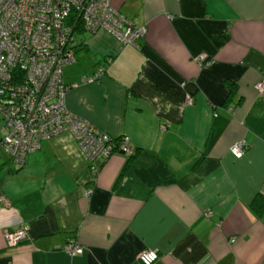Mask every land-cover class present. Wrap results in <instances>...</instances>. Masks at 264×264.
<instances>
[{
	"label": "crops",
	"instance_id": "0c3cea01",
	"mask_svg": "<svg viewBox=\"0 0 264 264\" xmlns=\"http://www.w3.org/2000/svg\"><path fill=\"white\" fill-rule=\"evenodd\" d=\"M113 2L147 33L76 32L67 105L135 155L90 160L67 130L22 165L0 148V264H144V248L152 264H264V0ZM22 223L28 237L9 244Z\"/></svg>",
	"mask_w": 264,
	"mask_h": 264
},
{
	"label": "built area",
	"instance_id": "2783aa9c",
	"mask_svg": "<svg viewBox=\"0 0 264 264\" xmlns=\"http://www.w3.org/2000/svg\"><path fill=\"white\" fill-rule=\"evenodd\" d=\"M79 24L91 32L107 30L123 44H136L147 33L145 24L124 15L113 0H0V109L5 119L1 146L13 163L24 164L28 153L40 148L43 140L66 130L77 138L90 160L118 150L134 152L127 135L116 140L67 105L69 89L79 84L64 78L66 65L75 60L73 44ZM205 55L202 52L195 58ZM103 70L99 65L82 81H98ZM255 86L262 91L264 80ZM192 100L188 96L187 102ZM230 149L242 156L247 143L236 140ZM0 200L9 203L3 194ZM28 230L29 225L22 223L6 229L5 237L15 245L28 237ZM65 250L77 254L84 246L69 239ZM158 257L154 248L139 253L144 264H152Z\"/></svg>",
	"mask_w": 264,
	"mask_h": 264
},
{
	"label": "trees",
	"instance_id": "16d2710c",
	"mask_svg": "<svg viewBox=\"0 0 264 264\" xmlns=\"http://www.w3.org/2000/svg\"><path fill=\"white\" fill-rule=\"evenodd\" d=\"M82 29H84V27L81 25V24H79V25H77L76 27H75V30H76V32H78V31H81ZM76 37H75V40H74V44H73V50H74V45L76 44ZM74 54H75V51H74ZM67 82V81H66ZM68 83H71V82H68ZM231 86H232V91H231V94H233V93H235V87H236V82H231ZM234 88V89H233ZM232 98V96H230V97H228V99L227 100H229V99H231ZM5 124V119H4V116H3V113H2V126H1V136H0V148L1 149H3L4 151H5V149L1 146V140H2V138H3V132H2V127H3V125ZM118 138H120V136L119 137H115V139L116 140H118ZM6 152V154H8L7 153V151H5ZM135 155V153L134 154H131L130 155V158H132L133 156ZM9 156V155H8ZM10 158V157H9ZM127 166V165H126ZM259 197L261 198V197H263L261 194H258L257 196H256V198H255V200L253 201L254 202V204H258V200H259Z\"/></svg>",
	"mask_w": 264,
	"mask_h": 264
},
{
	"label": "rangeland",
	"instance_id": "374dc122",
	"mask_svg": "<svg viewBox=\"0 0 264 264\" xmlns=\"http://www.w3.org/2000/svg\"><path fill=\"white\" fill-rule=\"evenodd\" d=\"M1 112H2V111H1V109H0V118L2 117V115H1L2 113H1Z\"/></svg>",
	"mask_w": 264,
	"mask_h": 264
}]
</instances>
